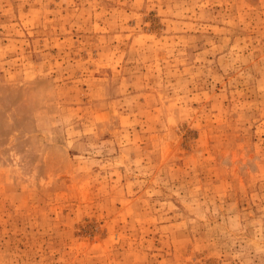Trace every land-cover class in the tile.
I'll use <instances>...</instances> for the list:
<instances>
[{
  "label": "rangeland",
  "instance_id": "374dc122",
  "mask_svg": "<svg viewBox=\"0 0 264 264\" xmlns=\"http://www.w3.org/2000/svg\"><path fill=\"white\" fill-rule=\"evenodd\" d=\"M0 264H264V0H0Z\"/></svg>",
  "mask_w": 264,
  "mask_h": 264
}]
</instances>
